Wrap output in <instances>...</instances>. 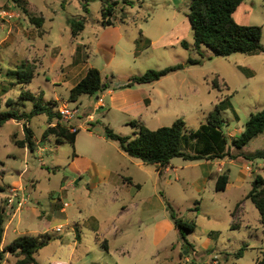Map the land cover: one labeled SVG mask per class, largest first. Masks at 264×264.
I'll return each instance as SVG.
<instances>
[{
	"label": "rangeland",
	"instance_id": "obj_1",
	"mask_svg": "<svg viewBox=\"0 0 264 264\" xmlns=\"http://www.w3.org/2000/svg\"><path fill=\"white\" fill-rule=\"evenodd\" d=\"M105 1L91 0L86 12L83 0H24L23 6L12 0H0V5L5 4L0 12L11 14L0 13V112L13 107L9 100L18 101L22 110L33 108L31 100L20 98L25 90L31 93L37 90L40 80L44 79L43 71L37 75L38 67L43 68L42 52H37L33 43L43 47L45 42H51L63 48V57L57 58L56 64L51 62L50 52L47 56L49 66L55 70L63 59H70V21L84 16L87 21L84 39L80 41L87 46L78 66L81 75L88 68L96 67L105 80L118 86L148 69L183 65L182 69L145 85L148 96L156 104L155 111L136 106L130 121L137 120L150 129H157L182 118L190 133L207 122L208 114L219 101L226 99L228 103L230 99L231 106L223 112V129L231 141L245 129L251 113L264 108V52L222 57L206 46L197 50L188 18L191 0H108V5L117 2L112 17L114 24L110 27L103 24ZM24 8H28L31 15L45 18L42 28L31 22ZM234 17L242 24L263 26L264 0H245ZM141 34L149 38L150 45L140 43L136 50L134 41ZM182 40L190 44L188 49L181 45ZM262 43L264 45V28ZM110 45L115 51L112 60ZM195 60L202 63H192ZM31 68L35 74L33 82L19 83L15 72ZM76 81L72 78L68 85L56 87L55 92L42 84L49 101L44 102L45 105L53 109L50 101L56 93L64 99L56 112L63 104L76 106V102L68 99L70 84ZM24 85L28 87L23 89ZM230 95L233 96L230 98ZM97 102L95 95L85 94L79 104L80 118L72 121L75 127L81 128L75 147L67 141L59 143L54 134L43 140L48 127L47 113L30 120L34 135L31 145L26 143L27 148L18 144L25 139L24 120L21 124L9 120L0 125V185L6 188L0 193V208L5 209L8 226L5 243H11L22 234H41L45 227L41 228L43 221L34 210L49 213L60 210L57 206L60 203L66 206L67 216H46L43 220L49 222L51 228L62 224V231L53 232L55 240L36 255L39 261L48 260L56 252L66 257L69 250L61 246L73 245L76 227L80 229L83 247L92 251L100 248L91 227V216L95 215L109 242V250L105 251L108 264H115L122 247L137 255L138 264H178L181 257H188L183 264H258L264 248V224L259 210L245 196L251 189L253 173L264 176V159L249 160L240 156L230 162L229 157L231 183L225 191H216V176L210 179L207 174L210 169L218 170L215 161L213 166L204 165L207 160L176 157L171 161L174 168L168 174L159 175L156 166L130 157L117 141L100 138L105 136V126L133 137L139 128L125 125L122 115L115 111L107 114V107L95 110ZM90 112H95V119L91 121L88 120ZM58 120L56 117L53 123ZM85 148L94 150L95 157L112 169L121 166L120 174L113 173L108 183L90 190L89 174L79 172L86 161L85 156L80 155ZM185 149L193 151L190 146L185 145ZM258 150H264V133L241 150L231 149L233 154H251ZM122 176H135L140 180L143 188L136 198L122 186ZM14 186H23L22 191L28 197L21 211L7 206L9 189ZM132 190L135 193L137 189L134 186ZM168 202L177 216L196 221L197 229L187 234L195 248L184 249ZM124 206L126 211H123ZM234 223L240 225L233 227ZM113 224L119 228L117 235H113ZM211 232L213 236H209ZM245 244L243 256L237 258L235 253ZM10 255L3 264H15L17 256Z\"/></svg>",
	"mask_w": 264,
	"mask_h": 264
},
{
	"label": "trees",
	"instance_id": "obj_2",
	"mask_svg": "<svg viewBox=\"0 0 264 264\" xmlns=\"http://www.w3.org/2000/svg\"><path fill=\"white\" fill-rule=\"evenodd\" d=\"M18 6H23L24 0H12ZM91 0H83V9L89 12V3ZM103 5V24L106 26L113 25L112 17L115 14L114 4ZM245 0H191L188 18L193 29L194 47L200 50L202 46L211 49L216 55L228 57L235 53L257 54L264 52L262 35L264 25L242 24L236 21L235 13L239 6ZM106 4V5H105ZM24 12L29 16L31 22L42 28L45 18L43 16H34L30 14L28 8ZM87 18H74L70 21L72 36H78L84 29ZM142 37L136 41L139 47ZM148 46L150 45V40ZM181 45L188 49L190 44L186 40L181 41ZM192 63L201 64L202 61H193ZM182 64L172 65L163 69H148L141 75H133L128 78V83L121 88L133 87L138 84H147L160 80L171 72L182 69ZM20 78L19 83H30L35 77L34 69H23L15 72ZM102 72L96 67H90L84 78H82L69 93L70 102H78L82 95H96L100 91L110 87L111 82L103 79ZM215 84V82H214ZM233 95H230V98ZM21 99H28L33 102V108L30 111L22 110L18 101L9 100V105L13 107L7 111L0 112V125L5 122L16 119L24 120L25 139L18 142L24 146L26 143L31 145L34 132L28 126V121L32 117L47 113L48 122L51 124L57 117L59 120L56 124L49 125L44 132L43 138L54 134L58 137L59 142L67 141L75 147L76 138L80 129L72 130L67 124L61 121V114L56 109L59 102L50 101L53 109L50 110L44 102V92L33 94L27 90L20 94ZM219 101L215 108L208 114L207 122L203 123L199 130L188 133L186 122L178 118L172 125L162 126L157 129H150L137 120L129 122L134 127L139 128L135 136L122 135L114 131L113 128L105 126V136L113 141H117L120 148L130 157L141 160L146 165H154L162 175L163 169L168 167L171 161L176 157L185 160H207L231 158L236 159L244 156L249 160L264 159V150H258L251 154H233L231 149L241 150L253 139L264 133V108L257 112L251 113L246 122L245 129L239 134L233 136L230 141L223 129V112L231 106L230 99ZM49 103V101L47 102ZM186 146L192 148V152L185 149ZM77 153L74 151V157ZM229 172L220 174L216 180V191H224L229 182ZM140 186V184H137ZM6 188L0 185V193ZM250 199L260 213V220L264 224V176L260 173H253L251 189L245 196ZM243 201L237 204V209ZM168 208L172 213V220L176 229L179 231L183 241L184 249L188 247L195 248V245L187 239V234L197 229L195 220H189L177 216L172 205L168 202ZM199 207H196L198 209ZM240 224L234 223L233 227ZM6 230V212L0 208V264L5 260L7 253L17 256L15 264H37L36 254L39 250L50 242L54 236L51 233H41L38 235L22 234L12 240L11 243L2 247ZM188 246V247H187ZM247 244L240 247L235 253L237 258L243 256ZM189 250V248H188ZM258 264H264V248L261 250V258Z\"/></svg>",
	"mask_w": 264,
	"mask_h": 264
},
{
	"label": "crops",
	"instance_id": "obj_3",
	"mask_svg": "<svg viewBox=\"0 0 264 264\" xmlns=\"http://www.w3.org/2000/svg\"><path fill=\"white\" fill-rule=\"evenodd\" d=\"M4 5H0V7L4 6ZM110 26H113V25H109L108 27H110ZM83 31L76 37H73L72 32H70V40H71V45H72V48L69 51L70 59L69 60L63 59L64 61L62 63H60L59 67L56 68L55 70H53L52 67L49 66V63L47 62V56L49 57V52H50L51 62L56 64L55 62L57 61V58L63 57V52H62L63 48L60 46H55L54 44H51V42H49V43L45 42L43 44V47H38V45L36 43H33V45H34L33 47L35 48V50L37 52H42V57H43V59H42L43 60L42 61L43 68L38 67L37 75H40L41 71H43V73H44L43 74L44 79L40 80V83H39L41 85H38V89L33 91V93H37L38 90L43 91L44 92V99L46 102H48V99L45 98L46 91L43 88L42 84L49 87L50 89L53 90V92H55L56 87H58L59 85H62V84L68 85L70 80L72 78H74V80H77V81L75 83H73V85L72 84H70L71 86L69 85L70 86L69 92H70V90L82 78H84L86 76L89 68L87 69V71L84 75H81L80 70L78 69L79 63L82 61V59L84 58V56L86 54L85 47L87 46V44L80 41V39H84ZM141 37H142L141 43L142 44L144 43V45H147V40H149V38L143 36V34H141L139 38H141ZM137 39L138 38H136L134 41V44L136 45L135 46L136 50H138V48H139V47H137V44H136ZM87 42H89V41H87ZM108 47L109 46H106V48H108ZM109 48H110V50H109L110 51V60H112L115 56V51L113 50L111 45ZM103 79H105V78H103ZM33 80H32V82H33ZM32 82H30V83H32ZM127 83H128V79H126L125 83L118 85V86L111 83L110 87L104 89L103 91H100L98 94L95 95L97 98L98 95L101 94L102 98L104 99V101H103L104 106L102 108H104V107L108 108L107 114H110V113H112V111H115L116 113H119L120 115H122V117H123L122 120H123V122H125L124 123L125 125H128L129 122H131L130 121L131 119H129L131 117L130 114L135 109L136 106H141L143 108V110H149V109L152 110L154 108V111H155V108H156L155 102L151 99L150 96H148V94L146 92L147 91L145 88L146 84H138V85H135L133 87L121 88L122 86H124ZM25 84H29V83H25ZM22 87H23V89L24 88L26 89L28 86L26 87L24 85ZM54 95L55 96L51 99V101L56 100L59 103L63 102L62 100H64V99H61V97L57 96L56 93ZM83 96L84 95H82L80 97L79 101L76 102V106H78L79 108H80L79 104L82 103ZM98 106H99V103L97 102V105H96V107H94V109L97 110ZM102 108H100V109H102ZM78 118H80V113H79ZM94 119H95V112H92V113L90 112L88 114V120L91 121ZM11 120L15 121L18 124H21V121H18L16 119H11ZM55 124H56V122L51 123V124L48 122V126L49 125L54 126ZM28 126L31 128V122L30 121H28ZM78 128L81 130V128L79 126H78ZM24 132H25V130H24ZM79 134H80V132L78 133L77 138H76L77 144H78V140H79V136H80ZM89 135L92 136L93 132L90 131ZM100 138L103 141H108V138L106 136H100ZM44 139L45 138H43V140ZM57 140H58V137H57ZM58 142H59V140H58ZM24 146H25V148H27V145H24ZM80 155L85 156L86 161L82 165V167L80 168L79 172L80 173L87 172V174H89L88 186H89L90 190H94L98 187H101L102 185H105L106 183L109 182V180H110L109 178L111 177V175L113 173H119L122 171L121 166H118V167L112 169L111 167L108 166L107 163L99 161L95 157L94 150H92V149L85 148L80 153ZM77 156H78V154L75 157H77ZM229 160H230V162L234 161V159H229ZM214 161L217 162L219 165L218 170L213 169V171H212L210 169L207 174H208L210 179H212V178L214 179V177L216 176V180H217V178L220 174H223L224 172L228 171L230 177H229V182H228L227 187H226V189H227L229 184L231 183V173H232V169L230 167H228V163H229L228 157L225 159H219L218 161L213 160V162L211 160L206 161L204 163V165H213L214 166L215 165ZM172 168H174L173 162H171L168 167L164 168L163 174H168L172 170ZM246 168L251 169L248 166ZM156 169H157V167H156ZM158 173H159V171H158ZM159 175H161V174L159 173ZM122 177H123L122 186L125 187L126 190L133 193V195H132L133 198H136V196L140 193V191L143 188L141 183H140V180L137 179L135 176H122ZM204 177H205V175H204ZM215 183H216V181H215ZM137 184H140V186H137ZM134 186L137 189L135 191V193L132 190ZM64 187H62V188H64ZM18 188H23V186H18ZM57 206L60 207V210H50L49 213L45 212L44 210H34V212L37 214V216L39 218H41V221H43L41 228L45 227V229H42V231H40L39 233L48 232V233H51L53 235V232L54 231L56 232L57 228H59V227L62 228V224L58 225L55 228H51L49 222H46L45 220H43V218L46 216H55V217H60L62 215L67 216L68 211L66 209V206L61 205L60 203L57 204ZM125 208L126 207L124 206L123 211H126ZM121 216H122V212L120 213V217ZM91 218L93 219V221L91 223V225H92L91 227L96 232V239H97L98 243H100V246H101L100 248H97L94 251H92L88 247H83L82 246L83 240H82L80 229H79V227H76L75 230L73 228V230L75 232V237H76V240L74 241L73 245L69 244L66 246H64V245L61 246L62 249L67 248L69 250L66 257L63 255H60L56 252V253H54L53 257H51L45 261H39L38 258L36 257L37 264H108V260L106 259L105 251L108 252V250H109V242H108L106 235L103 234L104 232H102V226L103 225L101 224V221H99L95 215H92ZM114 224L112 226L113 230H114L113 235H117V233L119 232V228L116 227V225H114ZM76 226H77V224H76ZM7 228H8V226L6 225L5 235L7 232ZM100 230H101V233H100ZM61 231H57V232H61ZM5 235H4V238H5ZM209 236H213V232H211L209 234ZM53 240H55V236L53 239L50 240L48 245ZM7 244H9V243H5V239H4L3 243H2V247H4ZM48 245L41 248L39 250V252L41 250L45 249L46 247H48ZM79 252H80V254H79ZM92 252H94L95 255H92ZM10 256L11 255L9 253H7L5 256V260H8L10 258ZM136 256H137L136 254L130 253L126 249V247H122L121 252H120V256L118 257L117 260H115V264H138V262H137L138 260H137ZM186 258L188 259V257H186ZM186 258L181 257L180 258L181 262H179L178 264H183V262L185 261Z\"/></svg>",
	"mask_w": 264,
	"mask_h": 264
},
{
	"label": "built area",
	"instance_id": "obj_4",
	"mask_svg": "<svg viewBox=\"0 0 264 264\" xmlns=\"http://www.w3.org/2000/svg\"><path fill=\"white\" fill-rule=\"evenodd\" d=\"M0 13L11 15L8 14V12L6 11ZM97 100L99 103L97 110H99L104 106L103 104L104 99L102 98V96H98ZM59 112L61 114L62 121H64L65 124L70 126L72 130L77 129V127H75L72 124V121L75 120V118H77L79 115L80 108L78 106L70 107L69 104H64L59 108ZM27 199H28L27 194L25 191H22V188L12 187L9 189V194L6 200L7 206L10 210L20 211L27 204ZM61 230H62L61 227L57 228V231H61Z\"/></svg>",
	"mask_w": 264,
	"mask_h": 264
}]
</instances>
